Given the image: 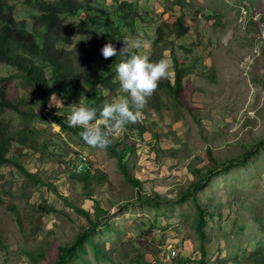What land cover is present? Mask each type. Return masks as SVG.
<instances>
[{
    "label": "rangeland",
    "instance_id": "obj_1",
    "mask_svg": "<svg viewBox=\"0 0 264 264\" xmlns=\"http://www.w3.org/2000/svg\"><path fill=\"white\" fill-rule=\"evenodd\" d=\"M136 1L144 21L136 23L135 32L152 35L162 25L161 43L169 35L164 24L184 16L189 33L182 44L190 52L177 50L176 57L195 70L183 80L181 104L168 96L158 112L145 105L141 121L111 133L117 149L121 142L132 144L123 162L139 186L125 179L105 149L88 146L47 116L29 120V132L37 131L34 149L12 143L6 156L13 163L0 166V264H32L29 255L38 264H54L58 247L71 246L77 233L88 229L89 219L77 209L87 211L91 222L101 220L88 237L115 261L142 255L149 264H168L166 256L173 252L180 264H197L203 246V264H232L264 252V0H181L182 7L174 0ZM71 34L74 41L81 36L79 30ZM124 38H118L119 49ZM16 73L0 65V76ZM8 89L12 100L24 99V106L43 115L35 90L24 80L13 77ZM104 94L111 103L124 95L121 90ZM81 103L90 106L84 86L77 100L54 95L47 109L66 118ZM0 119L14 130L24 121L13 110L0 112ZM257 141L262 150L240 162ZM229 161L236 162L216 171ZM78 165L95 173L88 188L74 178L82 173ZM207 169L215 173L201 188L192 187ZM87 191L91 198L83 196ZM192 194L207 213L204 239L197 234ZM96 205L106 213L95 215ZM82 247L84 252L76 251L80 258L67 264H112L90 243Z\"/></svg>",
    "mask_w": 264,
    "mask_h": 264
},
{
    "label": "trees",
    "instance_id": "obj_2",
    "mask_svg": "<svg viewBox=\"0 0 264 264\" xmlns=\"http://www.w3.org/2000/svg\"><path fill=\"white\" fill-rule=\"evenodd\" d=\"M99 1L101 0H24L9 3L8 0H0V65L16 70L15 76L24 80L35 90V98L39 100V106L44 110L43 115H39L33 111V108L24 106L27 104L24 99L12 100L8 87L10 79L15 76H0V112L13 110L24 120L22 128L14 130L9 122L0 119V166L13 163L11 157L6 156L12 143L26 145L34 149L35 137L33 136L37 131L34 129L30 133L27 123L36 117L47 116L61 125L62 131L71 130L81 139L79 133L83 129L68 127L66 118L56 117L52 110L47 109L48 104L51 97L54 96L53 94L61 100L68 97L77 100L82 86L88 89L90 106L100 109L106 102L111 103L110 97L107 98L104 93L109 91L111 95H116L120 91V85L116 79V65L127 59V57L119 56L118 38L130 37L131 41L140 38L146 44L140 49L133 50L137 54L148 56L152 62L167 58L171 61L170 78L160 81L157 90L148 99L146 105L153 107L158 112L165 109L162 107L168 96L174 102L181 104L183 80L195 72L193 65H186L183 61L178 62L176 57L177 50L180 53L182 51L183 54L190 52V49L185 48L182 44L189 33V27L184 25V16L179 14L175 21L164 24L169 28V35L167 41L161 43L165 38V33L161 29L162 25L155 26L152 35L140 36L135 32L136 23L144 21V14L136 8V0H112L110 6ZM173 2L181 7L184 4L181 0ZM16 16L20 20H17ZM124 29H128L127 34ZM78 30L81 32V36L74 41L71 33L77 34ZM109 42L117 49V55L104 59L101 49ZM71 45V49H68ZM166 50H169L167 55ZM31 102H33L32 99ZM109 139L112 143L105 150L116 157L125 179L138 187V179L128 175L123 162V156L130 152L132 144L121 142V146L117 149L118 141L116 138H112L111 133H109ZM262 148L261 141H257L253 145V149L248 151L240 162L245 161L251 152L256 149L262 150ZM235 162H223L220 166L215 167L216 171L226 169ZM17 166L20 172L33 179V176L25 171L19 163ZM214 169H207L206 173L191 186L201 188L208 181L209 176L215 173ZM90 170V167L84 166L82 173L74 176L77 180L84 182L85 188L89 187L91 177L95 175ZM83 196L91 198L92 192H84ZM191 196L197 209V234L199 238L204 239L201 227L206 224L207 213L200 208L195 196L193 194ZM146 200L150 201L151 198ZM95 208V215L106 213V210L100 209L98 205ZM46 211L50 212L53 209L49 208ZM77 211L89 219L88 229L77 233L71 246L58 247V256L54 264H67L68 261L80 258L76 251L84 252L82 242L90 243L96 255L103 256L112 264H149L142 255L131 257L128 259V263L121 260L115 261L107 256L102 249L90 242L88 237V231L94 229L96 223L101 220L91 222L87 211L83 209H77ZM18 219L16 220L18 221ZM205 254L204 247L201 246L197 264H203ZM178 257L173 258L174 264L182 263L178 261ZM29 259L32 264H38L31 255H29ZM232 264H264V252H251L244 262H238L235 259Z\"/></svg>",
    "mask_w": 264,
    "mask_h": 264
},
{
    "label": "clouds",
    "instance_id": "obj_3",
    "mask_svg": "<svg viewBox=\"0 0 264 264\" xmlns=\"http://www.w3.org/2000/svg\"><path fill=\"white\" fill-rule=\"evenodd\" d=\"M145 44L140 38L133 41L125 38L124 46L119 49V56L127 57L116 65V79L125 95L115 102H106L100 109L82 103L78 107L74 105L66 117L68 127L83 129L79 135L88 146L107 149L112 143L109 133L122 132L126 125L141 121L142 110L160 81L170 78V63L167 59L152 62L148 56L133 51ZM101 53L104 59H109L117 55V49L109 42L102 47ZM56 115L61 116V113L57 112ZM82 168L83 165H79L77 170Z\"/></svg>",
    "mask_w": 264,
    "mask_h": 264
},
{
    "label": "built area",
    "instance_id": "obj_4",
    "mask_svg": "<svg viewBox=\"0 0 264 264\" xmlns=\"http://www.w3.org/2000/svg\"><path fill=\"white\" fill-rule=\"evenodd\" d=\"M72 166V165H71ZM73 166H74V164H73ZM79 166V165H78ZM84 166L85 165H83V168L82 169H84ZM75 167V166H74ZM78 171H80V170H78ZM82 171V170H81ZM172 254V255H171ZM170 255L171 256H169L168 254H167V256H166V261H168V264H174L173 262H172V260H173V258L175 257V256H177V253L175 254V253H173V252H170ZM163 262H165V259L163 260Z\"/></svg>",
    "mask_w": 264,
    "mask_h": 264
},
{
    "label": "bare ground",
    "instance_id": "obj_5",
    "mask_svg": "<svg viewBox=\"0 0 264 264\" xmlns=\"http://www.w3.org/2000/svg\"><path fill=\"white\" fill-rule=\"evenodd\" d=\"M78 161V160H77ZM81 163V162H80ZM84 170V169H83ZM169 252V251H168ZM177 263V262H176Z\"/></svg>",
    "mask_w": 264,
    "mask_h": 264
}]
</instances>
